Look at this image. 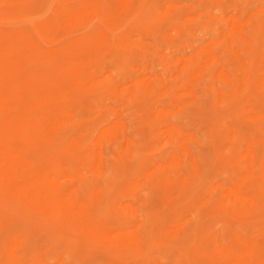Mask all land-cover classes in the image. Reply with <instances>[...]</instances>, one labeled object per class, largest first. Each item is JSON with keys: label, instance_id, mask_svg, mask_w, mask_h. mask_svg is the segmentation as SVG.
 <instances>
[{"label": "rangeland", "instance_id": "obj_1", "mask_svg": "<svg viewBox=\"0 0 264 264\" xmlns=\"http://www.w3.org/2000/svg\"><path fill=\"white\" fill-rule=\"evenodd\" d=\"M142 1L140 8L122 13L118 6L116 8L114 0H111L112 11L123 23L126 22V25L123 27L113 25L114 41L106 45H92V61L104 67L106 72L114 70L118 81L128 78L129 83H126L128 87H121L125 88L124 92L99 96L88 91L89 93L83 94L82 105H74L71 96L63 94L68 91L69 86L62 74L63 70H55L49 74L46 68L49 61L37 57L31 61L28 72L32 74L34 81L40 82L39 94L61 85L60 87H63L61 91L64 92H57L55 97L61 95L62 99L58 103L72 107L71 113L64 117L65 128L57 133L67 134L68 138L61 141L62 143L56 142L54 149H48L52 144L44 141L36 164L84 168L83 171L89 174L83 177L84 182L93 179L98 187H106L103 188L101 204L98 203L95 208L97 218L109 224H115L119 218H133L150 241L148 254L144 256L133 254L129 249L103 237L94 241L89 240L87 236L71 228L64 217L48 216L36 209L18 206L6 198H0V215L6 219L10 216L7 220L9 239L22 233L27 235L29 245L26 249L25 247L21 249L29 253L25 257V262L230 264L226 255V245L242 249L243 252L252 251L254 248L251 246L258 247V250L264 253V207L239 205L235 199L227 195L229 187L226 186L228 182L230 183L228 185L233 187L235 181L242 177L252 179L251 181L254 182L261 181L263 185L258 192L264 201V172L262 169L253 171L248 167L250 149L255 144L264 142V36H262L264 35V0H226L225 5L221 6V9L226 11L225 15L219 14V0H173L177 1L175 2L177 4L172 0ZM9 2H12L9 10L12 19L23 16L22 18H26L37 28H48L43 36L37 29V37L42 40L45 49H59L72 37L80 34L87 36L92 31L84 27L78 28L76 32L69 30L66 23L73 18L70 15L71 0H9ZM236 4L239 8L242 7L241 10H235ZM253 8L254 11L251 10ZM242 10L246 13L240 14ZM172 11L176 14L173 15ZM231 13L238 16L246 15L243 16L244 21L251 15L257 14L259 27L256 24L255 43L253 46L244 44L248 51L245 55L248 66L236 58L224 44L218 47L224 59L223 62L218 63L219 68L235 66L239 78L242 76L247 78L248 83L238 84L223 94L221 92L223 82L220 79H213L210 82L194 80L196 86L193 88V96L181 97L187 106L179 110L177 107L173 109L180 97L178 99L176 96L175 99L163 93L166 92L167 86H174L178 82L177 77L180 76L178 68L180 64L174 67L171 56L188 57L201 53L209 45L208 43L221 42L224 32L231 27L229 20V16L233 15ZM173 16L179 18L171 22L168 18ZM87 19L92 20L94 26L92 29L103 22L98 17ZM122 39H125V46L121 48V45H116L115 42ZM123 49L129 52L135 51L137 59L134 63L121 62L119 57L120 53L124 52ZM137 66H142L146 74L151 72L147 75L157 81L163 75L167 83L162 86L161 91L145 92L142 98L136 101L130 96L135 84L140 82L142 85H148ZM177 92L179 96L180 92L183 95L187 91L179 89ZM114 105L118 106V110H122L129 131L137 140L134 151H141V156L135 157L129 151L119 149L117 170H111L108 174H99L89 169L88 162L92 150H97L95 142L102 128L105 129L118 119ZM173 121H177L179 134L177 139L171 140L166 130L172 126ZM191 134L193 136L190 140L188 137ZM106 148L109 152L108 156H111L113 143L108 142ZM184 148L191 149L199 155L197 164H194L189 155L184 156L183 169L191 177L189 185L170 182L160 188L152 189L150 186L154 176L150 174L156 169L154 161L159 160L158 163L168 164L172 156L184 151ZM191 163L193 165H190ZM72 172L74 173L71 170L70 173ZM141 179H144L145 183ZM78 182L70 181V187L74 188L79 184ZM87 194L90 199L97 196L94 188L87 187ZM148 194H150L149 202L144 206L143 201ZM131 207H139L143 212L140 216H132L129 212ZM139 218L145 225L139 222ZM220 243L224 244V248L219 245ZM52 252H57L60 256L64 254L65 257L62 260L58 257L49 262L45 258ZM259 263H264V255L258 256L250 264Z\"/></svg>", "mask_w": 264, "mask_h": 264}, {"label": "bare ground", "instance_id": "obj_2", "mask_svg": "<svg viewBox=\"0 0 264 264\" xmlns=\"http://www.w3.org/2000/svg\"><path fill=\"white\" fill-rule=\"evenodd\" d=\"M110 1L111 0H71L70 15H72L73 18L69 23H66L69 30L76 32L78 28L84 27L92 31L89 32L87 36L80 34L72 37L59 49H45L42 40L37 37V29L41 31V35L43 36V34L48 31V28H37L34 24L32 25V23L28 22L26 18H22L23 16L21 18L12 19L9 13L12 2H9V0H0V198H6L11 201V203L18 206L36 209L48 216L54 215L64 217L71 228L81 232L87 236L89 240L94 241L103 237L129 249L133 254L144 256L148 254L150 241L147 235L141 231L142 228L136 225L133 218H119L115 224H109L97 218L95 208L102 200L101 197L104 195L103 188L106 187H98V184L93 179L84 182L83 177L87 174L86 171H83L84 168L73 166V168L49 167L36 164L37 156H39V152H41L40 148L44 141L51 142L52 145L48 149H54L56 142L62 143L68 138L69 135L67 134L59 135L57 133L65 128L66 121H64V117L71 113L72 107L71 105L58 103L62 97L60 95L56 98L55 95L63 89V87H60L61 85H56L57 87L53 88L51 91H45L43 94H39V89L41 87L40 82L34 81L32 74L28 72L32 60L37 57L47 59L49 62L46 68L50 72L49 74H52L55 70H63L62 74H64L66 84L69 86L68 91H63L64 93L61 92L64 95H70L72 101L74 100V105H82L84 100L83 94H85V92L89 93L88 91H91V93L99 94V96H106L107 94L111 95L116 92H124L125 88H121L122 86L128 87V84H126L128 78L118 81L114 75V70L106 72L104 67L92 61V45H106L108 42L114 41L112 31H114L115 27L113 28V25H119V27L126 25V22L123 23V21L116 16V13L112 11ZM142 2V0H114L116 8L118 6V9H121L122 13L140 8L143 4ZM172 2L175 3L177 1L172 0ZM218 2L220 5L218 8V10L220 9L219 14L225 15L226 11L221 9V6L225 5L226 0H219ZM240 8L238 4L235 5V10H241ZM251 10L254 11V8ZM262 10L260 12H262ZM172 12L173 15L176 14L175 11ZM241 12L240 14L246 13L245 10ZM231 14H233L229 16L231 27L224 32L221 42L211 40L213 42L208 43L209 45H207L201 53L193 54L188 57H181L179 54V56H171V62L174 67L180 64L178 67L180 76L177 77L178 82H176L174 86H167L166 92L163 93L170 95L172 98L175 97V99L176 96L177 98L180 97V99L178 98L180 101L178 100L177 103H175L173 99L176 105L175 107H172L173 105L171 106L173 109L177 107L179 110L187 106L186 102L181 100V97L184 98V96L194 93L193 88L196 86V84L193 83L194 80L210 82L213 79H220L223 82L221 86V92L223 94H226L229 89L231 90V88L238 84L248 83L247 78L243 76L239 78L235 66H229L223 69L219 68L218 63L223 62L224 59L219 53L218 47L224 44L236 58L241 60L245 66H248V63L245 62V55L248 51H246L244 44L253 46L255 43L257 14L251 15L246 21L243 20V16L246 17V15L238 16L234 13ZM96 17L102 19L103 22L92 29V27H94L93 22L87 18L92 19ZM178 18V16H173L168 19L174 22ZM44 29H46V31H44ZM262 36L264 35L262 34ZM129 41H131V39ZM146 41H148L147 38ZM115 43L116 45H121L120 47L122 48L125 46V39L118 40ZM127 51L124 50V52L120 53L119 58L121 62L134 63L137 59V54L134 53L135 51ZM142 66L137 67H139V71L142 73V77L147 81L148 85H142L139 81V83L135 84V88L130 92V96L136 101L141 99L145 92L156 93L161 91L162 86L167 83L163 75H160L159 81L149 76L151 72H148L147 74L149 75H147L144 69H142ZM170 78L173 77L170 76ZM261 78L262 77H260V79ZM179 89H185L187 92L183 93V95H181L180 92L178 96L177 91ZM205 91H207V89H205ZM158 103L159 102H157L156 105H158ZM114 108L117 110L118 119L105 129L102 128L103 130L100 131L98 140L95 142L97 150H92V156L88 162L89 169L95 173L108 174L111 170H117L119 149L129 151L135 157L141 156V151H134L137 140L133 138L134 135L130 133L127 125L128 123L122 110H118V106L115 105ZM98 116L101 118L100 114H98ZM177 125V121H173L172 126L166 130L167 136L171 140L177 139L178 137L179 131ZM192 136L191 134L188 138L191 140ZM108 142H112L114 145L111 156H108L109 152L106 150L109 146L108 145L106 148ZM263 143L255 144L250 149V166H248L251 167L250 170L253 169V171H256V169H262V172H264ZM191 145H193L192 142ZM185 155L192 157L194 164L198 163L199 155L195 154L191 149H185L173 155L168 164L158 163L159 160H155L156 169L150 174L154 176L150 187L152 189L160 188L163 184L170 182H180L188 186L191 177H189L188 172L183 169ZM190 165L193 164L191 163ZM71 170L74 171V173H70ZM258 173H261V171ZM72 180L79 181V184L75 183L76 185L74 188H71L69 184ZM141 180L145 183L144 179ZM251 180L243 177L239 178L235 181L233 187H231L232 185H228L230 183L227 182L226 186L229 187L227 195L235 199L239 205L262 208L264 207V201L258 191H261L263 183L258 180L255 182ZM218 183L220 184V182ZM224 184H226V182H224ZM87 187L94 188L95 192H97V196H95L94 199L89 198ZM179 187H181L180 184ZM149 195L150 194L146 195L143 201L144 206H147L149 202ZM7 203L9 204V202ZM129 210L132 216H140L141 212H143L139 207H131ZM9 217L6 219L0 215V264H34L32 262H25V257L29 253L25 250L21 251V249L24 247L26 249V246L29 245L26 233L19 234L15 238L9 239V225L7 221L10 219ZM139 219V222L142 223V219ZM219 245H221V243ZM223 245L224 244L221 246L223 247ZM251 247L254 248L252 251L243 252L241 251L242 249L239 250L237 248L227 247L226 245V255L230 264H250L258 256L264 255L263 251L258 250V247ZM49 254L46 258L44 257L49 262H52L58 257L61 258V260L65 257L64 254V256H60L57 252ZM61 264H64V262Z\"/></svg>", "mask_w": 264, "mask_h": 264}]
</instances>
